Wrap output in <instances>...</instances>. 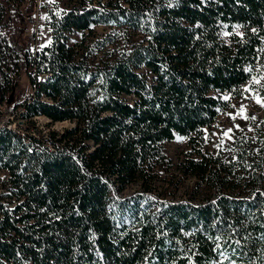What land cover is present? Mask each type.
Masks as SVG:
<instances>
[{
	"label": "trees",
	"instance_id": "16d2710c",
	"mask_svg": "<svg viewBox=\"0 0 264 264\" xmlns=\"http://www.w3.org/2000/svg\"><path fill=\"white\" fill-rule=\"evenodd\" d=\"M35 4L0 0V110L25 127L0 124L15 195L0 199V264H264V136L261 158L237 142L231 175L189 156L220 178L212 195L152 187L176 164L167 142L196 144L230 106L222 93L264 75V0H74L33 47ZM101 23L102 37L69 41ZM42 114L75 122L45 134Z\"/></svg>",
	"mask_w": 264,
	"mask_h": 264
},
{
	"label": "rangeland",
	"instance_id": "374dc122",
	"mask_svg": "<svg viewBox=\"0 0 264 264\" xmlns=\"http://www.w3.org/2000/svg\"><path fill=\"white\" fill-rule=\"evenodd\" d=\"M74 0H36L33 10L28 11L30 21L26 27L27 32L33 33L30 37V44L33 47L41 46L50 42L51 27L48 19L51 12H58L68 7ZM108 24H95L91 31L86 30V36L80 30H75L69 41L77 44L80 39L89 37L92 40L102 37L108 30ZM88 39V38H87ZM81 40V41H83ZM112 48L113 44H109ZM108 47L100 49L99 56H105ZM254 77V82L246 81L243 83V92L240 95L233 96L228 92H223L228 97L230 106L220 111L216 118L203 127L202 135L196 144L191 143L185 136L176 135L175 138L167 142L168 151L176 163L172 170L167 173H161L152 181V187L158 189L170 197H193L202 198L212 195L219 187L216 177H204L199 175L193 169H188L185 165L190 157H204L205 162L213 166L218 172V177L225 173H232L224 165L226 161L235 155L234 146L239 145L249 148L256 157L261 158L263 151L258 148L260 137L264 136V75ZM262 82L263 90H260L258 83ZM261 103H258L257 100ZM10 113L0 110V124L7 123L12 127L25 130L22 120L8 122ZM254 117V119H253ZM36 124L43 128L45 134L50 130L60 132L65 126L74 124V120H51L46 115H36L34 117ZM243 146V147H244ZM250 155V154H248ZM235 164V166H237ZM238 167V166H237ZM250 169H252L250 167ZM261 170L264 175V157L261 162ZM231 175V174H230ZM224 188L231 186V181L223 184ZM143 187L140 179L125 184L119 189V194H128L136 189ZM156 191V190H155ZM0 199L5 202L13 203L15 195L12 192V185L5 169H0Z\"/></svg>",
	"mask_w": 264,
	"mask_h": 264
},
{
	"label": "snow or ice",
	"instance_id": "6c2138e0",
	"mask_svg": "<svg viewBox=\"0 0 264 264\" xmlns=\"http://www.w3.org/2000/svg\"><path fill=\"white\" fill-rule=\"evenodd\" d=\"M255 82H256V83H259V81H255ZM225 99H227V97H226ZM257 102H258V103H261V101H260L259 99L257 100ZM253 119H254V117H253Z\"/></svg>",
	"mask_w": 264,
	"mask_h": 264
},
{
	"label": "water",
	"instance_id": "95a60500",
	"mask_svg": "<svg viewBox=\"0 0 264 264\" xmlns=\"http://www.w3.org/2000/svg\"><path fill=\"white\" fill-rule=\"evenodd\" d=\"M2 89H1V87H0V100H1V98H2Z\"/></svg>",
	"mask_w": 264,
	"mask_h": 264
}]
</instances>
